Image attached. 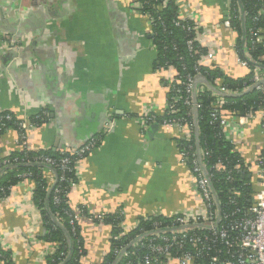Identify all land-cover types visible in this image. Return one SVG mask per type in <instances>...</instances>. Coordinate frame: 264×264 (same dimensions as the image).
<instances>
[{"label":"crops","instance_id":"0c3cea01","mask_svg":"<svg viewBox=\"0 0 264 264\" xmlns=\"http://www.w3.org/2000/svg\"><path fill=\"white\" fill-rule=\"evenodd\" d=\"M133 0H0V113L30 123L48 110L50 120L28 133L32 149L58 152L99 135L111 114L117 128L86 156L71 190L73 207L92 215L126 211L128 224L158 209L193 208L189 169L178 160L179 131L160 127L143 135V110H162L167 71L160 67L149 38L147 19L133 13ZM212 27L227 16L228 0H190ZM217 61L233 75L242 73L232 49L236 34L214 31ZM7 38L20 41L17 49ZM98 132L95 136L92 133ZM15 129L0 134V159L17 149ZM259 121L249 123L238 147L251 159L262 145ZM51 173L46 172L50 180ZM26 181L0 202V246L15 264H46L51 245ZM87 255L81 264H101L109 250L111 228L81 221ZM1 264V263H0Z\"/></svg>","mask_w":264,"mask_h":264},{"label":"built area","instance_id":"2783aa9c","mask_svg":"<svg viewBox=\"0 0 264 264\" xmlns=\"http://www.w3.org/2000/svg\"><path fill=\"white\" fill-rule=\"evenodd\" d=\"M142 1L133 0L129 6L133 13L147 19L149 38L152 41L153 49L156 51L154 45L155 32L153 30L156 19L149 12L143 14L139 11L142 8ZM149 1L145 3H149ZM169 1L163 0L153 9L162 10ZM173 1L179 11L175 23L177 26L183 24L182 29L187 34L186 45L188 51L199 55L195 68L196 74L183 76L172 66L163 67L168 74L164 82L167 96L163 109L157 110L155 107H148L143 110L140 117L133 116L129 118L139 123L143 135L149 131L153 124H158L159 128H173L179 131L176 142L180 140L186 144V148L181 150L177 142L178 160L189 169L191 189L196 203L193 208L181 206L170 213H164V211L158 209L151 214L138 217L133 224L127 223L124 208H120L114 213H101L93 216L99 221L98 224H104V217L109 214L118 215L122 219L120 223L122 233L113 238L117 244L113 249V256L117 257L115 264L120 260H126L127 262L124 264H264V110L243 116H237L231 111L224 110L229 97L250 90V87L246 85L241 90L236 91L221 85L219 80H217L219 85L216 88H211L203 82L196 85V81L202 77L203 69L205 71L220 69L227 75L233 76L232 72L225 70L222 64L217 61V52L220 45L219 41L213 39L212 35L214 31H220L221 29H227L236 34L237 39L234 41L232 49L235 61L243 71L240 77L252 73L253 85L251 87L263 93L264 70L257 66L258 63L254 64L253 69L249 68L251 60L247 47L243 50V55L239 51L238 35L232 23L233 0H228V12L224 21L212 27L204 24L203 19L196 8L192 6L190 0ZM259 16H264V9L259 12ZM253 21H258V17L254 18ZM263 35L264 29L251 30L252 45L262 43L264 40ZM5 44L17 49L20 41L7 38ZM174 49L177 50V46ZM206 91L215 98L211 113L212 123H217L225 138L235 146V150L241 155L246 172L249 174V185L255 190L250 197L249 205L239 203L242 194L233 187L229 189L230 198L225 204L218 199L213 187L215 172L227 171L229 174L227 181H233L232 171L226 170L223 161H219L217 165L208 166L206 161H208L210 152L201 146L198 150L196 137L198 115L196 117L195 111L199 112L202 108L199 95ZM180 106L186 108L184 116H177L181 111ZM45 115L48 114L45 113ZM4 119L9 120L11 116L0 115V122ZM16 119L20 121V126L25 131L18 136L16 150L23 151L28 144L29 130L34 126L21 121L17 117ZM253 121L260 122L263 142L255 155L248 159L238 147V140L244 139L249 123ZM116 128L117 116L111 114L99 135L81 144L64 145L60 151L65 157L60 161L49 156L40 157L42 163L51 167V169L46 170V172L51 173V179H48V181L51 184L56 181L52 167L61 172L60 183L69 181L64 175L68 171L76 172V176H78L77 168L82 160L92 151L99 149L103 137L114 132ZM8 130L10 129L4 123L0 124V133H5ZM32 150L40 151L37 149ZM9 155L10 153L6 157H9ZM71 156L74 157L73 161ZM235 169L239 172L240 166L236 165ZM20 177L23 178V182L27 181L26 174L20 175ZM78 183L70 181L72 189ZM61 192V187L55 189L56 202H59L58 195ZM31 194L33 201V192ZM7 198L1 199L0 202ZM80 206L86 208L84 205ZM72 208L74 215L71 224L74 225L75 222L81 224V221L87 217L81 215L82 211L79 206H72ZM148 219L151 220L149 227H141L142 220L146 221ZM134 231H139L135 238L122 243V245L118 244L123 241L124 237ZM110 245L109 241L107 254L111 250ZM51 252L52 249L49 253Z\"/></svg>","mask_w":264,"mask_h":264},{"label":"trees","instance_id":"16d2710c","mask_svg":"<svg viewBox=\"0 0 264 264\" xmlns=\"http://www.w3.org/2000/svg\"><path fill=\"white\" fill-rule=\"evenodd\" d=\"M148 0L142 1V8L139 11L143 14L149 12L154 15L156 21L154 23V45L160 62V67L172 66L179 71L180 75L196 74L195 68L199 60V55L188 51L186 41L187 34L181 26L176 25L178 19V7L173 0H170L165 8L154 10L163 0ZM242 11H241V9ZM264 9V0H233L232 1V23L238 35L239 51L243 55V50L249 49L250 65L253 69L254 64L264 66V40L260 44L252 45L253 36L251 30L257 31L264 29V16H259V12ZM242 13L245 14V42L243 39ZM258 17V21H253ZM264 36V35H263ZM177 46V50H175ZM205 52V51H204ZM264 70V69H263ZM241 74V73H240ZM240 74L229 76L220 69L209 71L202 70V77L205 78L213 88L218 87L217 80L220 84L231 90H241L245 85L250 87V90L242 96L229 97L225 111H231L237 116L247 115L248 113H257L264 110V93L256 90L253 85V74H247L240 77ZM199 102L202 108L198 112V131L199 144L210 152L207 164L208 166L217 165L219 161H223L226 170L232 171L233 181H227L229 174L227 171L215 172L213 187L218 196V199L225 204L230 198L229 189L235 188L241 192L242 197L239 203L249 205L250 197L255 190L249 185L250 178L244 167V161L241 155L235 150L222 133L217 123H212L211 113L212 105L215 98L209 92H204L199 95ZM181 111L177 116H184L186 108L180 106ZM47 113L48 115H45ZM1 116L10 115L11 119H4L0 124L4 123L9 129H15L19 134L25 131L20 126L13 113L3 112ZM5 118V117H4ZM50 112L44 110L30 119V124L34 127H40L50 120ZM161 121V119H159ZM0 134H3L2 132ZM181 150L186 148V144L177 141ZM42 156H49L57 161L63 157L61 151H33L28 145L23 151H12L9 157L0 159V200L10 196L12 189L23 183V178L20 175L26 174L27 181L33 186V203L37 207L41 224L45 229V234L41 237L43 241L49 243L52 252L46 256V264H81L82 260L87 255L85 239L82 235L81 225L75 222L71 224L74 211L69 200V194L72 187L70 181L78 183L79 179L76 172H66L65 178L69 181L61 182V172L54 169L55 183L51 184L46 177V170L51 169L49 165L42 163ZM71 160L74 157L71 156ZM73 164V163H72ZM71 164V166H72ZM240 166V171L235 169V166ZM61 187L62 192L58 195L59 202L55 201V189ZM81 215L87 218H93L95 223L99 221L88 212L85 207L79 206ZM121 218L115 214H109L104 217L103 223L111 228L110 237V252L103 258L101 264H115L117 257L113 256V249L116 247L114 237L122 233L120 228ZM151 220H146L141 223V227H149ZM139 234V231H134L124 237L123 241L118 243L122 245L126 241H130ZM126 260H120L117 264H124ZM0 263L15 264L12 260V253L8 249L0 246Z\"/></svg>","mask_w":264,"mask_h":264},{"label":"water","instance_id":"95a60500","mask_svg":"<svg viewBox=\"0 0 264 264\" xmlns=\"http://www.w3.org/2000/svg\"><path fill=\"white\" fill-rule=\"evenodd\" d=\"M240 9H241V7H240ZM241 11H242V9H241ZM242 25H243V31H244V32H243V39H242V42H245V36H246V32H245V14H243V13H242ZM257 66H259L260 68L264 69V66H263V65H259V64H258ZM202 82H203V83H206L209 87L213 88L212 85H211V84H210L205 78H202V77H200V78L196 81V85L199 84V83H202ZM245 93H247V92H245ZM245 93L238 94V95H235V96H233V97L242 96V95L245 94ZM195 112H196V117H197L198 112H197V111H195ZM158 129H159V125H158V124H153V125L150 127V129H149L148 137H150V136H152V135L154 136V134L158 131ZM97 133H98V132L92 133L90 137L95 136ZM196 137H197V146H198V150H199V146H200V144H199V139H198V123H197Z\"/></svg>","mask_w":264,"mask_h":264}]
</instances>
